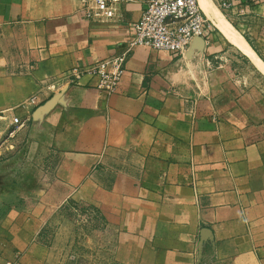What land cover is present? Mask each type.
Segmentation results:
<instances>
[{
	"label": "crops",
	"instance_id": "crops-1",
	"mask_svg": "<svg viewBox=\"0 0 264 264\" xmlns=\"http://www.w3.org/2000/svg\"><path fill=\"white\" fill-rule=\"evenodd\" d=\"M243 1L229 18L264 61V0ZM83 6L0 0V256L53 263L48 221L3 203L61 191L103 207L117 264H264V74L214 27L183 55L137 47L115 93L72 82L123 50L147 0L110 22Z\"/></svg>",
	"mask_w": 264,
	"mask_h": 264
},
{
	"label": "built area",
	"instance_id": "built-area-1",
	"mask_svg": "<svg viewBox=\"0 0 264 264\" xmlns=\"http://www.w3.org/2000/svg\"><path fill=\"white\" fill-rule=\"evenodd\" d=\"M80 9L85 19L94 22L114 21L119 6L132 0H83ZM221 11L229 16L234 9L239 15H246L248 8L243 0H215ZM215 27L204 13L199 0H147L142 17L133 24V31L121 52L99 60L85 69L71 70L70 81L77 82L83 74L96 80L95 87L108 94L119 90L126 72L129 57L139 46L183 55L197 38H203L208 30ZM36 97L31 98L35 102ZM14 124H21L19 117ZM5 264H23L20 253Z\"/></svg>",
	"mask_w": 264,
	"mask_h": 264
},
{
	"label": "rangeland",
	"instance_id": "rangeland-1",
	"mask_svg": "<svg viewBox=\"0 0 264 264\" xmlns=\"http://www.w3.org/2000/svg\"><path fill=\"white\" fill-rule=\"evenodd\" d=\"M213 1L221 11L218 3ZM224 16L237 28L229 16L226 14ZM215 28L217 27L215 26ZM217 30L219 29L217 28ZM227 42L231 44L229 41ZM231 45L237 49L233 44ZM246 64L248 65L247 62ZM239 65H241L240 69L247 73L248 67L244 64ZM261 74L259 71L256 72L259 77L262 76ZM22 182L23 179H16L15 190L17 192ZM12 187L1 188L0 193L5 190L11 191ZM2 198L4 195L2 197L0 194V201ZM12 198L13 200L4 202L3 205L25 208L35 223L43 220L48 221L44 229L43 244L50 248V252L54 255L52 264H117L113 255L114 234L112 230L114 227L105 218L103 207L87 196L59 191L42 198L31 197L20 200L19 195H14ZM5 213L0 211V215ZM17 253L23 255L21 252L15 254ZM12 258L0 256V264H5ZM205 264L214 263L207 261Z\"/></svg>",
	"mask_w": 264,
	"mask_h": 264
},
{
	"label": "bare ground",
	"instance_id": "bare-ground-1",
	"mask_svg": "<svg viewBox=\"0 0 264 264\" xmlns=\"http://www.w3.org/2000/svg\"><path fill=\"white\" fill-rule=\"evenodd\" d=\"M206 16L218 27L226 38L247 54L256 67L264 74V61L253 50L248 40L237 30L236 27L224 16L212 0H199Z\"/></svg>",
	"mask_w": 264,
	"mask_h": 264
},
{
	"label": "trees",
	"instance_id": "trees-1",
	"mask_svg": "<svg viewBox=\"0 0 264 264\" xmlns=\"http://www.w3.org/2000/svg\"><path fill=\"white\" fill-rule=\"evenodd\" d=\"M247 38V40L249 41V38L247 36H245ZM250 42V41H249Z\"/></svg>",
	"mask_w": 264,
	"mask_h": 264
}]
</instances>
